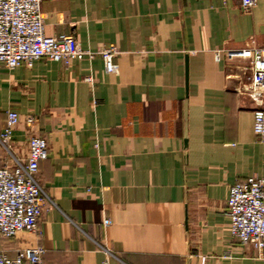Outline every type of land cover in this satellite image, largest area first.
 <instances>
[{
    "label": "crops",
    "instance_id": "obj_1",
    "mask_svg": "<svg viewBox=\"0 0 264 264\" xmlns=\"http://www.w3.org/2000/svg\"><path fill=\"white\" fill-rule=\"evenodd\" d=\"M41 11L48 36L114 45L118 72L98 55L0 62V131L7 110L19 115L0 165L24 161L32 135L48 143L40 232L16 246L42 245L43 264H264L226 214L231 184L264 177L256 104L236 90L249 59L229 54L264 47V0L249 12L239 0H42Z\"/></svg>",
    "mask_w": 264,
    "mask_h": 264
},
{
    "label": "built area",
    "instance_id": "obj_2",
    "mask_svg": "<svg viewBox=\"0 0 264 264\" xmlns=\"http://www.w3.org/2000/svg\"><path fill=\"white\" fill-rule=\"evenodd\" d=\"M42 0H0V62L8 69L31 66L39 58L52 61L92 60L96 55L103 62L105 73H117L114 45L97 50L82 48L69 35L48 36L44 33ZM256 0H239L242 11L249 12ZM229 54L248 58L236 90L247 95L253 109L252 128L259 141H264V47L230 50ZM91 81V77L86 78ZM16 111L7 110L0 131V143L11 151L13 129L18 123ZM32 117L26 122L30 124ZM28 154L24 161L0 165V235L14 237L20 232L39 234V223L47 196L37 180L39 164L48 156L47 140L32 135L27 140ZM230 235L241 244L251 245L257 256L264 255V177L255 174L229 186L226 200ZM45 249L37 244L13 248V255L0 250V264H43ZM205 258L203 257L202 260ZM107 264V261L105 262Z\"/></svg>",
    "mask_w": 264,
    "mask_h": 264
},
{
    "label": "rangeland",
    "instance_id": "obj_3",
    "mask_svg": "<svg viewBox=\"0 0 264 264\" xmlns=\"http://www.w3.org/2000/svg\"><path fill=\"white\" fill-rule=\"evenodd\" d=\"M18 234L11 238L0 235V250L3 252L11 253L13 251V248L17 247L16 244L18 241Z\"/></svg>",
    "mask_w": 264,
    "mask_h": 264
}]
</instances>
